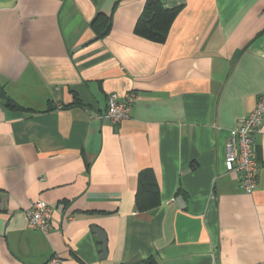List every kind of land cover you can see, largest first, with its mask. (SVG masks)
I'll use <instances>...</instances> for the list:
<instances>
[{"label": "crops", "instance_id": "1", "mask_svg": "<svg viewBox=\"0 0 264 264\" xmlns=\"http://www.w3.org/2000/svg\"><path fill=\"white\" fill-rule=\"evenodd\" d=\"M160 1L181 8L162 44L134 34L146 0H0V86L35 111L0 100V264H264V134L253 192L223 166L264 93V0ZM127 93L130 118L98 120ZM147 169L160 203L137 212ZM37 201L46 234L27 226Z\"/></svg>", "mask_w": 264, "mask_h": 264}, {"label": "built area", "instance_id": "2", "mask_svg": "<svg viewBox=\"0 0 264 264\" xmlns=\"http://www.w3.org/2000/svg\"><path fill=\"white\" fill-rule=\"evenodd\" d=\"M134 100V93H127L122 100L115 94L108 95L106 109L98 120L112 125L120 124L130 118ZM260 134H264V93L259 95L254 109L229 131L225 142L224 170L236 174L239 186L246 193L253 192L257 186L259 162L254 138ZM25 215L28 228L44 234L49 232L53 212L48 204L37 201Z\"/></svg>", "mask_w": 264, "mask_h": 264}, {"label": "trees", "instance_id": "3", "mask_svg": "<svg viewBox=\"0 0 264 264\" xmlns=\"http://www.w3.org/2000/svg\"><path fill=\"white\" fill-rule=\"evenodd\" d=\"M180 7L165 8L160 0H146L143 11L135 24L134 34L147 41L162 44L165 42L168 31L180 12ZM112 26V14H97L90 23V28L96 40L105 38ZM0 100L5 109L20 113L35 112L29 108L18 105L11 99L3 87L0 86ZM76 99L70 105H62L63 109L80 106ZM160 203L159 189L151 170L140 171L137 176V190L135 194V207L137 212L149 211ZM142 264H156L153 258H148Z\"/></svg>", "mask_w": 264, "mask_h": 264}, {"label": "water", "instance_id": "4", "mask_svg": "<svg viewBox=\"0 0 264 264\" xmlns=\"http://www.w3.org/2000/svg\"><path fill=\"white\" fill-rule=\"evenodd\" d=\"M91 231L97 236V238L99 239V241L101 243V247H100L101 252H102L101 258H104L105 254H106V236L102 232V230L97 228V227H92Z\"/></svg>", "mask_w": 264, "mask_h": 264}]
</instances>
